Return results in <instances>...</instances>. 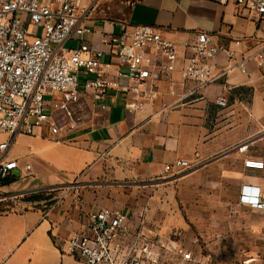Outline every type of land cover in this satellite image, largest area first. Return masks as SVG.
Listing matches in <instances>:
<instances>
[{
    "label": "crops",
    "instance_id": "obj_1",
    "mask_svg": "<svg viewBox=\"0 0 264 264\" xmlns=\"http://www.w3.org/2000/svg\"><path fill=\"white\" fill-rule=\"evenodd\" d=\"M82 12L91 28L83 40L103 50L102 59L113 67L120 59L111 55L106 39L123 27L129 32L133 25L149 24L178 44L176 68L172 80L160 82L156 96L140 108L127 107L138 102L134 93L110 91L94 103L92 120L82 129L53 136L42 128L14 138L8 156L20 167L1 190L23 196L0 199L5 209L0 210V264H87L68 252L71 235L85 231L103 207L130 213L136 221L137 211L128 203L132 188L164 178L165 165L177 159L198 164L186 174L221 171L220 178L237 189L239 199L242 193H264V168L244 163L247 158L264 161V68L252 56L264 42V19L237 0H82ZM202 32L220 47L212 60L215 75L229 64V52L236 54L233 60H242V67L185 96L193 87L182 84L185 44ZM79 43L68 40L64 52ZM6 138L0 133V142ZM77 181L82 203L74 191L48 207L32 199ZM24 203L35 206L25 209Z\"/></svg>",
    "mask_w": 264,
    "mask_h": 264
},
{
    "label": "built area",
    "instance_id": "obj_2",
    "mask_svg": "<svg viewBox=\"0 0 264 264\" xmlns=\"http://www.w3.org/2000/svg\"><path fill=\"white\" fill-rule=\"evenodd\" d=\"M237 3L264 19V0ZM89 32L82 0H0V133L7 135L0 142V199L23 196L6 195L1 190L12 171L20 167L18 159L8 156L17 135H35L42 128L53 136L68 135L90 124L94 103L104 101L110 91L134 93L138 102L127 107L140 108L145 100L156 96L160 82L172 80L178 44L158 27L136 24L129 32L123 27L106 39L111 55L120 59L116 67L102 59L103 50L83 40ZM74 38L80 40L79 45L62 51ZM185 46L188 57L182 84H193L185 96L200 92L233 67H242V60H233L236 54L229 52V64L215 75L212 60L220 47L206 32ZM252 56L264 68V42ZM218 102L227 104L224 98ZM244 163L250 168H264L260 159L247 158ZM197 166L177 159L165 165V177L186 174ZM25 169L30 175L29 163ZM71 191L79 203L84 202L78 181L67 186L63 195ZM240 202L264 211L263 192L242 193ZM136 218L132 221L130 213L103 207L85 231L71 235L68 252L87 264H200V255L194 250L160 239L142 214Z\"/></svg>",
    "mask_w": 264,
    "mask_h": 264
},
{
    "label": "rangeland",
    "instance_id": "obj_3",
    "mask_svg": "<svg viewBox=\"0 0 264 264\" xmlns=\"http://www.w3.org/2000/svg\"><path fill=\"white\" fill-rule=\"evenodd\" d=\"M221 175L206 169L135 184L128 203L153 234L194 250L200 264H264V211L242 204L237 189ZM65 190L38 193L43 197L38 205L50 206Z\"/></svg>",
    "mask_w": 264,
    "mask_h": 264
},
{
    "label": "trees",
    "instance_id": "obj_4",
    "mask_svg": "<svg viewBox=\"0 0 264 264\" xmlns=\"http://www.w3.org/2000/svg\"><path fill=\"white\" fill-rule=\"evenodd\" d=\"M42 198H43L42 195H38V196H36L34 199H38V200H40V199H42ZM51 204H53V201H51V202L48 203V205H51Z\"/></svg>",
    "mask_w": 264,
    "mask_h": 264
}]
</instances>
